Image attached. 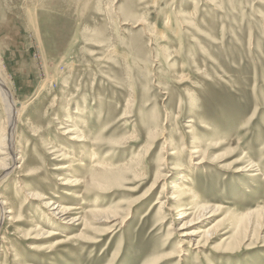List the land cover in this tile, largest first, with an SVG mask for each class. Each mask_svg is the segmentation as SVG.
Here are the masks:
<instances>
[{"label": "rangeland", "instance_id": "374dc122", "mask_svg": "<svg viewBox=\"0 0 264 264\" xmlns=\"http://www.w3.org/2000/svg\"><path fill=\"white\" fill-rule=\"evenodd\" d=\"M1 81L0 202L22 214L0 208V264H264V0H0ZM187 176L207 238L177 232ZM119 198L122 219L91 213Z\"/></svg>", "mask_w": 264, "mask_h": 264}, {"label": "bare ground", "instance_id": "6f19581e", "mask_svg": "<svg viewBox=\"0 0 264 264\" xmlns=\"http://www.w3.org/2000/svg\"><path fill=\"white\" fill-rule=\"evenodd\" d=\"M0 97H1V99H0V101H4L6 104H8L9 105V110H11L13 107H11V105H12V102H11V98H10V96H9V93H8V91H7V88H6V86H4L3 85V83H2V81L0 82ZM22 106V105H21ZM5 107V106H4ZM13 112V111H12ZM18 113H19V109H18ZM20 115H22V114H20ZM18 116V115H17ZM25 118V117H24ZM10 121V120H9ZM13 121V120H12ZM8 124H9V122H8ZM14 124V123H13ZM10 125V124H9ZM15 128V127H14ZM75 134V133H74ZM71 135V140H78V133L76 134V135ZM10 135H12V134H7V133H5V136H3V139H2V141H0V149L2 150L3 148H6V147H4L3 145L6 143V142H8V139H10L11 137H10ZM1 140V139H0ZM13 142V139H10L9 140V142ZM7 146H8V143H7ZM10 149H8V155H9V157H10V161H11V157L12 156H14L15 154H16V152L18 151L17 150V148L15 147V146H13V145H11L10 147H9ZM196 149V148H195ZM142 152H143V150H141ZM178 152V151H177ZM176 152V153H177ZM180 152V151H179ZM195 153H199V151H196V150H194V152H192V154L194 155ZM173 154V153H172ZM141 155H142V153H141ZM141 155H138V154H134V155H131V157L129 158V161L128 162H137L138 163V165L137 166H139L140 168L142 167L143 168V166L145 165L144 164V162H143V159L141 160ZM178 155V154H177ZM21 157V156H20ZM8 158V157H7ZM17 159V158H16ZM18 160H19V158H18ZM15 159L12 157V161H11V167L10 168H8L9 166H5L4 165V167L6 168L7 167V171L8 172H6V174H5V176L4 177H8V175L10 176V174H13L15 171H14V168H16L17 167V169H16V171L18 170L19 171V169L21 168V170H22V166L20 165V166H17V161H16V163H15ZM3 162V161H2ZM5 162V161H4ZM24 162V161H23ZM203 162H205V160H204V157L201 159V161L199 162V164H201V163H203ZM25 163V162H24ZM28 163H26V165H27ZM132 165V164H131ZM252 165V168H254V166H255V163H253V164H251ZM1 166V165H0ZM75 166H77V165H75ZM94 167H95V165H94ZM94 167H92V171H91V173H90V179L89 180H87V179H85V177H83L84 178V183H86V184H89V182L91 183L90 185H92V186H97V187H107L108 185H110V184H114V183H117V182H119V180L120 179H118V177H116L115 175V177L116 178H109L110 176H108L107 175V172L108 171H106V170H98V169H94ZM138 167V168H139ZM23 168H24V166H23ZM28 168V167H27ZM30 168V167H29ZM25 169V168H24ZM132 169V168H131ZM121 170V169H120ZM124 170V169H123ZM135 170V169H134ZM138 170V169H137ZM256 171V170H255ZM5 173V172H4ZM129 172H127V174H128ZM134 174H135V171L133 172ZM139 174H140V172H139ZM136 176V175H135ZM188 177V176H187ZM4 179V178H3ZM70 179H72V180H70ZM82 179V178H81ZM127 180V179H126ZM125 180V181H126ZM82 181L83 180H80V178L79 179H77V178H68V179H65L64 180V183H63V185H68V184H72L73 186H80V184L82 183ZM185 181V180H184ZM114 182V183H113ZM122 182H123V180H122ZM193 182H194V180L192 179V177H188V180L186 181V182H184V183H186V184H189V185H187L186 186V184H181L180 186H176L175 187V189H174V193H175V195H174V199H172L173 201L175 200V201H177L178 203H179V207L177 208L178 210H177V212H179V217L175 220L176 222H178V221H181V222H179L181 225V227L179 228V229H177V232H180V237H189V238H191V237H194V236H199V239H201V238H207L208 236H211V231H208V230H197L198 232L196 233V231H192V232H190V233H187L185 230H187V229H191L190 227H194V226H196L198 223H200V222H202V220H199V221H197V222H195L197 219H202V217H204V215H205V212L207 211V210H209V208H205L206 206H204V205H202V204H200L199 203V201H198V198H199V194L197 193V192H195V190H194V188H195V186H193ZM183 183V182H182ZM191 183V184H190ZM108 184V185H107ZM121 184H123V183H121ZM120 184V185H121ZM18 185V184H17ZM114 185H116V184H114ZM18 188V187H17ZM22 189H23V187H22ZM72 194V193H71ZM28 197H30V198H33V199H37V200H40V204H43V207L45 208V209H47L49 212V214L53 217H57V216H59V215H61V216H66V215H68L70 212H71V208L69 207H65V206H63V205H59L57 202H54L53 201V199H47V198H45L43 195H41V194H39V193H29V195H27ZM100 198V197H99ZM0 200H2V199H0ZM4 200V199H3ZM171 200V201H172ZM130 201V200H129ZM187 201L188 202H190V204H189V208H187V207H182L183 205H185L186 203H187ZM9 202V201H8ZM15 202V201H14ZM135 202V201H134ZM133 202V203H134ZM160 202V201H159ZM159 202L157 201L156 202V204H159ZM132 205H133V203H132V201L130 202ZM127 204H128V200L126 201L125 199H121V198H119L118 200H116V202L115 203H112V204H109L108 206H107V208H105V210L104 209H100L99 208V206H98V204H95L94 205V208L91 210V213L96 217V218H100V216L102 215V214H106V215H108V216H112V217H114V218H118L119 220L120 219H122L124 216H125V214H122V215H119L120 213H123V212H126L127 210H125V211H123V208L125 207V206H127ZM174 204V203H173ZM134 205H135V203H134ZM0 208H1V214H2V216L5 218V221L8 219V216L10 217V221L11 222H13V223H17V221H18V218H16V216H18V215H20L21 216V212H22V210H20V209H17L18 207H16V205L13 203V201L12 202H10V203H7V202H0ZM129 208H131V205H130V207ZM180 208V209H179ZM121 209H122V211H121ZM126 209V208H125ZM162 209H163V205H162ZM167 209H169V208H167ZM213 209H215V208H213ZM213 209H212V211H213ZM133 211V210H132ZM211 211V212H212ZM130 212H131V210H130ZM162 212V211H161ZM88 213H90V211L88 210ZM1 214H0V226H1V224L4 222V219H1ZM127 214V213H126ZM130 214V213H129ZM161 214V213H160ZM256 214V213H255ZM261 214V213H260ZM254 215V212L253 211H249V212H247V213H245L243 216H241V218L239 217H237V223H239V224H243V222L245 223V222H247V223H250L251 221H252V216ZM19 216V217H20ZM130 216V215H129ZM190 216H192L193 218H192V220H190V221H187V219L190 217ZM206 217V216H205ZM260 216H258V214H257V218H259ZM62 219V218H61ZM80 219L82 220V222H84V223H87V221L85 220V221H83V219H84V216L83 217H80ZM80 219H77V218H72V219H69V222H68V224L70 223V224H75L74 222L75 221H77V220H80ZM117 219V220H118ZM116 220V221H117ZM88 221H89V219H88ZM91 222H93L92 220H91ZM101 222H103V220H102V218L101 219H98L97 221H96V223H101ZM126 222V221H125ZM176 222H174L173 224L175 225L176 224ZM195 222V223H194ZM5 223V222H4ZM89 223H90V221H89ZM179 227V226H178ZM194 229V228H193ZM175 230V229H174ZM1 231V230H0ZM231 231H233L232 229H231ZM233 232H235V234H237V230H235L234 229V231ZM50 234V233H49ZM230 237L229 238H227V240H229V242H231V241H233V237L234 236H232V234L231 235H229ZM1 239H3V238H1ZM186 239H183L182 240V242L183 243H186V241H185ZM192 241L190 242V243H192L194 240L193 239H191ZM1 241V240H0ZM196 243L198 242H200V241H195ZM225 242V241H224ZM229 242H227V243H229ZM32 249H34V248H32ZM14 251V250H13ZM177 252V251H176ZM15 253V252H14ZM116 253V252H115ZM7 254V253H6ZM8 256V255H7ZM117 256V255H116ZM16 259H18V258H16ZM6 260V259H5ZM17 262H20V261H17ZM113 262H114V260H113ZM8 263V262H7ZM3 264V263H2ZM16 264V263H15ZM19 264H21V263H19Z\"/></svg>", "mask_w": 264, "mask_h": 264}]
</instances>
